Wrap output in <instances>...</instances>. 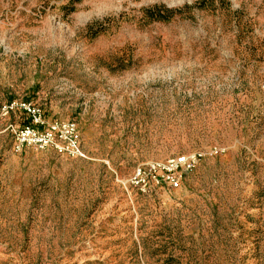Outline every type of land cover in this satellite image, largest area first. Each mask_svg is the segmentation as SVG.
I'll return each mask as SVG.
<instances>
[{"label":"rangeland","instance_id":"obj_1","mask_svg":"<svg viewBox=\"0 0 264 264\" xmlns=\"http://www.w3.org/2000/svg\"><path fill=\"white\" fill-rule=\"evenodd\" d=\"M14 101L79 153L16 152ZM0 264H264V0H0Z\"/></svg>","mask_w":264,"mask_h":264},{"label":"built area","instance_id":"obj_2","mask_svg":"<svg viewBox=\"0 0 264 264\" xmlns=\"http://www.w3.org/2000/svg\"><path fill=\"white\" fill-rule=\"evenodd\" d=\"M8 108L23 112L28 121L27 125L15 132L16 152L26 147H35L39 150L53 148L58 152L79 153L72 125H50L46 128L41 110L30 103L14 101ZM214 155H217V152H214ZM200 158L201 154L195 152L141 164L133 171L129 184L142 193L155 188L177 190L180 188L182 177L194 169Z\"/></svg>","mask_w":264,"mask_h":264}]
</instances>
